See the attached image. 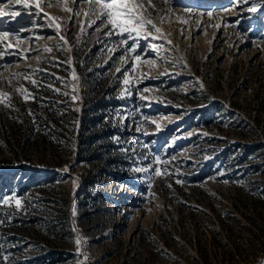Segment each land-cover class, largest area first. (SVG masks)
I'll return each instance as SVG.
<instances>
[{
    "label": "rangeland",
    "instance_id": "rangeland-1",
    "mask_svg": "<svg viewBox=\"0 0 264 264\" xmlns=\"http://www.w3.org/2000/svg\"><path fill=\"white\" fill-rule=\"evenodd\" d=\"M0 264H264V0H0Z\"/></svg>",
    "mask_w": 264,
    "mask_h": 264
}]
</instances>
